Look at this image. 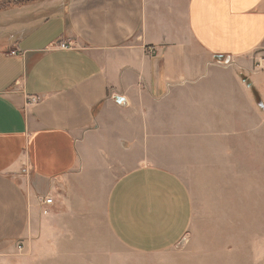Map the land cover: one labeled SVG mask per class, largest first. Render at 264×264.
Returning a JSON list of instances; mask_svg holds the SVG:
<instances>
[{
    "label": "crops",
    "instance_id": "obj_1",
    "mask_svg": "<svg viewBox=\"0 0 264 264\" xmlns=\"http://www.w3.org/2000/svg\"><path fill=\"white\" fill-rule=\"evenodd\" d=\"M99 214L115 245L155 259L181 242L216 255L203 246L264 220V0L0 9V264L55 254Z\"/></svg>",
    "mask_w": 264,
    "mask_h": 264
},
{
    "label": "rangeland",
    "instance_id": "obj_2",
    "mask_svg": "<svg viewBox=\"0 0 264 264\" xmlns=\"http://www.w3.org/2000/svg\"><path fill=\"white\" fill-rule=\"evenodd\" d=\"M18 0H3L2 4L15 3ZM259 214H249V226H248V238L246 237V228H244V235L242 237H233V246L209 248V246H203L205 250L215 251L216 255H203L200 258H194V248L191 243L188 245L186 242L178 244L177 248L171 251L168 255L161 257L141 258L135 253L128 252L121 246L115 245L113 236L110 234L105 219L100 214L97 217L90 216L88 220L78 222L74 228L73 235L69 238L67 246H65L64 240L58 242L59 245L56 249V253L49 255L47 246L38 247L35 255H29L31 258L34 256V261L21 262L24 258L20 255L18 258L12 259L10 264H114L112 257L114 249L118 252L119 261L116 264H264V231L261 229L264 223L263 218H260ZM202 222H207L208 216H200ZM235 224L236 219L232 216ZM246 229V230H245ZM241 231V232H243ZM238 231L233 230V233ZM240 232V233H241ZM247 238V240H246ZM241 241L247 243V245H240ZM46 245V244H44ZM45 249V254L42 252ZM99 255L101 256V262L81 263L73 262L66 263V259H70V256L77 255ZM211 256V257H210ZM73 259H76L73 257ZM77 260V259H76ZM103 262V263H102Z\"/></svg>",
    "mask_w": 264,
    "mask_h": 264
},
{
    "label": "built area",
    "instance_id": "obj_3",
    "mask_svg": "<svg viewBox=\"0 0 264 264\" xmlns=\"http://www.w3.org/2000/svg\"><path fill=\"white\" fill-rule=\"evenodd\" d=\"M73 45L71 44V43H68V44H66V43H61L60 45H59V47L60 48H70V47H72ZM149 51H150V53H154V51H155V48L154 47H151L150 49H149ZM12 54H16V51H13L12 52ZM32 101H36L37 100V98H32L31 99ZM54 203V199L52 198V197H50V196H47V197H45V198H43L42 200H41V205H42V207H43V213L44 214H48L49 213V206L50 205H52ZM19 249H21V246L19 247Z\"/></svg>",
    "mask_w": 264,
    "mask_h": 264
},
{
    "label": "trees",
    "instance_id": "obj_4",
    "mask_svg": "<svg viewBox=\"0 0 264 264\" xmlns=\"http://www.w3.org/2000/svg\"><path fill=\"white\" fill-rule=\"evenodd\" d=\"M28 1H30V0H18L17 2H15V3H8V2H6V4L5 5H3L1 2H0V9H2V8H6V7H9V6H11V5H16V4H22V3H25V2H28Z\"/></svg>",
    "mask_w": 264,
    "mask_h": 264
}]
</instances>
